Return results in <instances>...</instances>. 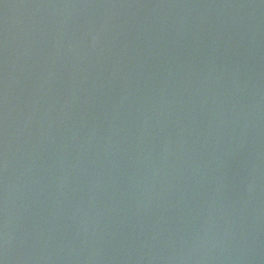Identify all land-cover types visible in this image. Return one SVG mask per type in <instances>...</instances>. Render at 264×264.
Instances as JSON below:
<instances>
[{"label":"water","instance_id":"water-1","mask_svg":"<svg viewBox=\"0 0 264 264\" xmlns=\"http://www.w3.org/2000/svg\"><path fill=\"white\" fill-rule=\"evenodd\" d=\"M0 264H264V0H0Z\"/></svg>","mask_w":264,"mask_h":264}]
</instances>
